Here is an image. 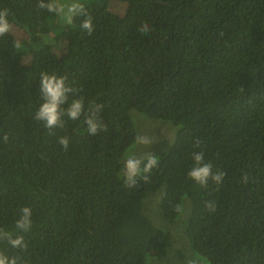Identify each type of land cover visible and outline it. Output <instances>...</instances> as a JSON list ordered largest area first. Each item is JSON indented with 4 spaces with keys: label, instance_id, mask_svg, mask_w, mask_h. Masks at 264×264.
<instances>
[{
    "label": "trees",
    "instance_id": "16d2710c",
    "mask_svg": "<svg viewBox=\"0 0 264 264\" xmlns=\"http://www.w3.org/2000/svg\"><path fill=\"white\" fill-rule=\"evenodd\" d=\"M104 1L123 2L124 14L84 3L93 32L80 28L82 16L64 25L70 52L58 63L52 48L33 49L18 30L28 20L48 27L55 15L37 0H0L12 25L0 37V228L27 244L0 242V251L25 264H145L149 255L172 264L173 234L142 212L146 193L164 187L167 221L184 195L191 201L184 232L194 254L209 264H264V0ZM143 22L147 36L136 31ZM44 71L65 75L85 109L103 104L107 132L86 133L82 114L50 135L34 119ZM131 109L171 121L176 134L148 182L138 177L129 188L121 172L137 136ZM194 151L225 173L220 185L188 177ZM22 207L32 210L27 233L15 229Z\"/></svg>",
    "mask_w": 264,
    "mask_h": 264
},
{
    "label": "clouds",
    "instance_id": "9594fccd",
    "mask_svg": "<svg viewBox=\"0 0 264 264\" xmlns=\"http://www.w3.org/2000/svg\"><path fill=\"white\" fill-rule=\"evenodd\" d=\"M37 7L54 14L55 18L53 20L55 21L57 18L60 23L65 25H72L74 18L82 16L84 19L81 21L80 28L89 35L93 32L92 17L88 13L85 4L81 3L80 0H37ZM8 17V9H0V37L5 36L12 30ZM28 21L39 25L35 20ZM18 30L27 43V37L25 36L22 24H19ZM136 31L142 36H147L152 31V27L147 22H143L137 27ZM37 37L38 35L31 34L30 39ZM78 91L77 88L69 84L65 75H58L56 72H41L39 93L42 103L36 111L34 119L43 122L44 126L49 130V134L55 135L53 130L64 127L65 117L69 120H78L83 114L86 133L96 135L101 132H107V126L103 123L101 116L104 105L90 102L87 109H85L84 98L77 96ZM3 140L4 142L8 141L7 134L4 135ZM135 142L137 145L145 146L148 150L140 156L129 155L124 161L122 176L124 185L129 188L137 186L138 177L147 183L150 178L148 174L158 165V156L149 150L157 141L148 135L138 134L135 137ZM58 143L67 150L69 145L68 136L59 137ZM194 144L196 148H200L201 141L195 139ZM172 145V142L169 141V147ZM191 156L194 163L187 173L188 177L201 186H206L209 179L220 185L225 173L220 171L213 173V166L210 162H205L203 151H194L191 153ZM242 179L246 184L249 182L250 177L245 173ZM154 203H156V195L151 196L147 200L145 211L149 210L152 212V205ZM204 206L210 213L216 211V203L214 201H206ZM32 224L31 208L22 207L15 221V229L19 230V232L27 233L31 230ZM0 242H6L11 247L21 250L27 248L23 235L14 236L12 232L4 228H0ZM0 264H25V262L19 257H9L0 251ZM187 264H199V260L197 258L189 259Z\"/></svg>",
    "mask_w": 264,
    "mask_h": 264
},
{
    "label": "rangeland",
    "instance_id": "374dc122",
    "mask_svg": "<svg viewBox=\"0 0 264 264\" xmlns=\"http://www.w3.org/2000/svg\"><path fill=\"white\" fill-rule=\"evenodd\" d=\"M80 2L93 3L95 5L105 4L108 8H110V10L119 15H123L125 12L124 3L120 1L105 2L104 0H80ZM64 25L65 24L60 23L56 18V20H53L48 27L37 25L32 21L25 22L24 24H22V27L25 31V36L27 37L28 46H32L33 49H38L44 45L51 47L56 55V61L58 63H61L63 60L66 59V57H68L70 52L69 42L71 43L70 40L59 37V32L61 31ZM30 33L38 35V38L31 41ZM130 114L134 121L137 130V135H148L153 140L157 141V143L151 146V148L149 149L150 151L154 152L155 154H158L168 148L169 141L173 142L176 134V126L171 121L163 118L149 117L138 112L135 109H131ZM147 150L148 149L145 146L137 145L134 141L128 147L126 154L122 157V163H124V161L129 155L140 156L143 154V152ZM162 189L164 190V187H160L155 191H149L146 193L142 201V212L146 214L156 224V226L164 230L170 231L173 234V240L170 247V250L172 251V253L170 254L172 264H187V261L193 258H197L199 260V264H205L204 261L206 262V264H209L208 260L205 257L201 256L198 253H195L198 257H200L198 258L191 251L188 239L184 234L186 219L190 211L189 197L187 195L183 196L182 208L179 216L174 221H167L161 215L159 205L160 196L162 195ZM153 195L159 196L158 202L152 205V212H150L149 210L145 211V205L147 203V200ZM166 260L167 255L163 260L158 259L153 255H149L145 264H158L159 262Z\"/></svg>",
    "mask_w": 264,
    "mask_h": 264
}]
</instances>
